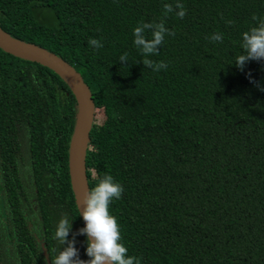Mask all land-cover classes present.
Masks as SVG:
<instances>
[{
	"label": "trees",
	"instance_id": "trees-1",
	"mask_svg": "<svg viewBox=\"0 0 264 264\" xmlns=\"http://www.w3.org/2000/svg\"><path fill=\"white\" fill-rule=\"evenodd\" d=\"M253 16L264 0H0L2 30L59 55L88 87L87 187L105 173L122 185L110 213L141 264H264V61L234 65ZM160 22L175 35L148 57L168 65L156 72L133 28ZM75 113L53 71L0 49V264H46L40 245L51 264L62 217L89 259L68 176Z\"/></svg>",
	"mask_w": 264,
	"mask_h": 264
},
{
	"label": "clouds",
	"instance_id": "clouds-1",
	"mask_svg": "<svg viewBox=\"0 0 264 264\" xmlns=\"http://www.w3.org/2000/svg\"><path fill=\"white\" fill-rule=\"evenodd\" d=\"M164 15L174 11L173 5L164 4ZM176 16L180 19L186 15V9L182 3L175 4ZM257 21L256 26L243 32L242 44L243 54L235 59L234 65L243 70L245 64L250 60L264 61V17L253 16ZM227 23H231L228 21ZM150 32V38L148 33ZM173 36L175 33L169 31L163 22L139 23L133 28L134 45L141 51L145 59L144 67L159 72L167 69L164 62H154L148 57L157 55L160 45L164 42L165 35ZM212 41L222 42L223 34L214 33L210 37ZM89 44L99 49L103 45L97 39H90ZM127 53L120 56L122 64H126ZM123 193L122 185L115 181L112 175L105 173L103 176L96 175L93 187L86 191L77 204L78 215L82 218L84 226L77 230L74 235L85 236V253L89 259L82 260L75 247V238L67 239L71 231V220L62 217L56 224L54 238L59 241L60 249L51 261V264H141L140 257L129 255L128 248L122 243L121 227L117 218L110 213L112 201L120 199Z\"/></svg>",
	"mask_w": 264,
	"mask_h": 264
},
{
	"label": "water",
	"instance_id": "water-1",
	"mask_svg": "<svg viewBox=\"0 0 264 264\" xmlns=\"http://www.w3.org/2000/svg\"><path fill=\"white\" fill-rule=\"evenodd\" d=\"M0 49L13 56L34 61L47 67L68 86L75 98V120L68 146V176L77 209V204L79 205L81 196L88 191L85 178L84 155L89 141V130L91 128L94 109L88 87L72 66L65 62L59 55L46 48L14 38L1 28ZM81 221L84 226L82 218ZM40 250L45 263L50 264L42 245H40Z\"/></svg>",
	"mask_w": 264,
	"mask_h": 264
},
{
	"label": "rangeland",
	"instance_id": "rangeland-1",
	"mask_svg": "<svg viewBox=\"0 0 264 264\" xmlns=\"http://www.w3.org/2000/svg\"><path fill=\"white\" fill-rule=\"evenodd\" d=\"M46 14V13H45Z\"/></svg>",
	"mask_w": 264,
	"mask_h": 264
}]
</instances>
